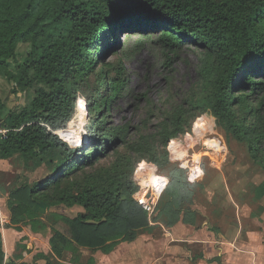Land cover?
Instances as JSON below:
<instances>
[{"label": "trees", "instance_id": "16d2710c", "mask_svg": "<svg viewBox=\"0 0 264 264\" xmlns=\"http://www.w3.org/2000/svg\"><path fill=\"white\" fill-rule=\"evenodd\" d=\"M121 32L157 34L154 42L169 68L185 48L201 52L195 85L173 94L157 123L147 116L136 135L130 125L108 123L126 83L121 76L109 77L110 65L97 71L93 53L104 42L111 45L100 57L120 46ZM20 45L29 50L18 62ZM0 77L15 92L34 90L33 99L15 109L0 95V160L19 156L26 170L44 169L38 180L23 177L9 192L11 225L42 234L52 228L50 246L58 258L72 252L78 262L80 248L109 254L151 232L152 223L196 224V212L183 207L190 185L173 180L151 218L134 199L138 187L132 171L142 160L151 167L169 165V143L186 134L197 116L210 112L226 136L247 144L264 170V0H0ZM78 97L87 100L91 125L88 138L72 147L57 132L83 108L81 102L77 107ZM262 198L264 182L255 192V199ZM59 206L84 210L71 219L56 216L67 234L39 217V207ZM0 264H5L1 232Z\"/></svg>", "mask_w": 264, "mask_h": 264}, {"label": "rangeland", "instance_id": "374dc122", "mask_svg": "<svg viewBox=\"0 0 264 264\" xmlns=\"http://www.w3.org/2000/svg\"><path fill=\"white\" fill-rule=\"evenodd\" d=\"M142 34L133 33L129 36L121 32L119 34L120 46L114 45L105 57H100L99 53L100 51L104 52L106 47L111 45L109 42H104L98 51L93 52L97 56V71H105V65H110L107 68L109 77L116 79L121 76L123 83H126L123 96L113 101L108 123L112 126L130 125L133 128L132 135H136V127L147 116L153 115L152 122L157 123L161 118L160 110L170 108L168 100L171 96L187 92L199 78L200 59L197 54L201 53L199 50L185 48L169 68L165 65L164 50L154 42L158 35ZM28 50V45H20L18 62L23 60ZM123 53L132 54L124 57ZM120 71L123 74L120 75ZM110 85L107 84V86ZM91 86L93 88L99 86L96 76L92 77ZM107 86L103 88L105 89L103 90L104 94ZM143 94L146 95V98L137 101V98ZM0 95L8 108L15 109L26 106L33 99L34 90L26 93L15 92L14 85L0 77ZM81 103L83 108L75 110L67 129L61 131L68 132L69 137L57 132V135L64 141L68 140L69 142H66L72 147H79L83 140L89 136L88 127L91 125V117L87 109V100L82 98ZM79 104L77 107L80 106ZM2 132L4 131L0 129V133ZM173 141L174 144H172ZM215 142L218 143L219 150L216 149ZM167 151L169 165L154 168L146 166L135 180L138 187V191L134 195L136 201L142 197L145 199L152 192L154 196H158L159 191L154 189L156 183L154 179L164 177L168 181L164 192L170 187L173 180L190 185L191 196L189 197L184 192L183 207L200 211L201 217H203V227L217 229L229 225L234 220V210L227 206L232 202L231 197L239 199L242 203L243 211L240 216L242 221L249 224L248 217L251 215L254 202L253 198L246 195L245 191L264 181V170L250 157L245 142L226 136L219 127L217 118L207 112L196 117L186 134L172 139ZM181 165L186 166L181 167ZM192 171H196L200 175V178L195 182L189 181L188 178ZM43 174L44 169L26 170V164L19 156L8 161L0 160V232L2 239L8 240L10 229H15L10 223L11 214L7 210L9 192L22 182L23 177L29 176L31 181H36ZM162 196L163 192L159 195L154 210ZM38 211L41 222L67 234V225L61 220L57 222L56 216L61 215L71 219L77 216L81 210L60 206L55 208L39 207ZM156 214L154 213L152 218L156 217ZM52 232H47L43 235V239L37 242L38 250L47 247ZM22 247L21 244L17 246L14 257L21 255ZM5 264H19V262L16 263L9 258L5 260Z\"/></svg>", "mask_w": 264, "mask_h": 264}, {"label": "crops", "instance_id": "0c3cea01", "mask_svg": "<svg viewBox=\"0 0 264 264\" xmlns=\"http://www.w3.org/2000/svg\"><path fill=\"white\" fill-rule=\"evenodd\" d=\"M263 182L245 189L254 202L249 224L241 219L242 203L231 197L232 202L227 206L233 208L235 216L227 226L203 227L200 211L190 208L196 212L195 225L183 221L171 227L152 223L151 232H142L133 242L119 244L109 254L80 248L82 256L78 262L73 260L72 252L58 258L51 249L50 239L47 247L38 250L37 242L46 233H33L29 226L19 225L10 229L8 240L3 239L5 260L11 258L19 264H87L90 259L95 264H264V198L255 199L256 189ZM73 208H79V213L84 211L80 206ZM23 238L26 239L23 241ZM19 244L23 247L17 258L14 255Z\"/></svg>", "mask_w": 264, "mask_h": 264}, {"label": "built area", "instance_id": "2783aa9c", "mask_svg": "<svg viewBox=\"0 0 264 264\" xmlns=\"http://www.w3.org/2000/svg\"><path fill=\"white\" fill-rule=\"evenodd\" d=\"M215 144H216V142H215ZM215 147L217 150H219V147H217L216 145H215ZM199 176H200L199 173H197L196 171H192V173H190V176H189V177H191V179H189V181L192 180L194 182L195 180H197L199 178ZM158 178L154 179V180H156V183L154 184V189L159 191L158 196L157 195L154 196V193L152 192L150 194V196H147L145 199H143L144 197H142V198L137 200L138 204L140 206H142L149 213L150 217H152V215L154 213H156L157 208L154 210L156 201H157L159 195L162 192L164 193V190L167 188V184H168V181L166 178H164V177H158ZM164 181H167V183L165 184Z\"/></svg>", "mask_w": 264, "mask_h": 264}, {"label": "clouds", "instance_id": "9594fccd", "mask_svg": "<svg viewBox=\"0 0 264 264\" xmlns=\"http://www.w3.org/2000/svg\"><path fill=\"white\" fill-rule=\"evenodd\" d=\"M81 99L82 98H79L77 99V104H79L81 102ZM197 127H200V125H197ZM146 166H148V162L147 161H139L135 168L133 169L132 171V180L135 181L139 176H140V173L142 172V170H144L146 168ZM186 165H181V167H185ZM152 167L154 168L155 166L152 165ZM159 179V178H158ZM189 179H191V177H189ZM164 183L166 184L167 181H164Z\"/></svg>", "mask_w": 264, "mask_h": 264}, {"label": "bare ground", "instance_id": "6f19581e", "mask_svg": "<svg viewBox=\"0 0 264 264\" xmlns=\"http://www.w3.org/2000/svg\"><path fill=\"white\" fill-rule=\"evenodd\" d=\"M65 140H66V139H65ZM216 146L219 147L218 143H216ZM174 149H175V148H174ZM175 152H176V151L174 150V153H175Z\"/></svg>", "mask_w": 264, "mask_h": 264}]
</instances>
